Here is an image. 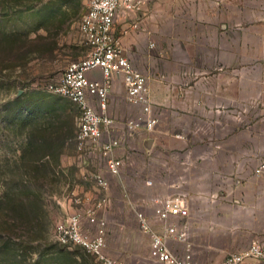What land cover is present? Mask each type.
I'll return each instance as SVG.
<instances>
[{
    "label": "crops",
    "instance_id": "obj_1",
    "mask_svg": "<svg viewBox=\"0 0 264 264\" xmlns=\"http://www.w3.org/2000/svg\"><path fill=\"white\" fill-rule=\"evenodd\" d=\"M115 32L149 77L157 123L126 136L115 152L123 160L119 175L105 161L98 171L108 182L104 210L96 211L107 223V252L111 226L119 231L112 257L130 264L145 251L149 258L150 237L136 212L150 216L146 195L154 187L162 202L187 196L192 259L216 264L244 248L243 234L246 245L264 236V172L255 174L264 162V116L244 122V112L264 114V105L244 109V99L264 98V0H147ZM139 110L126 100L123 77L113 75L108 114L121 122ZM186 245L169 243L179 258Z\"/></svg>",
    "mask_w": 264,
    "mask_h": 264
},
{
    "label": "rangeland",
    "instance_id": "obj_2",
    "mask_svg": "<svg viewBox=\"0 0 264 264\" xmlns=\"http://www.w3.org/2000/svg\"><path fill=\"white\" fill-rule=\"evenodd\" d=\"M87 1L0 0V44L5 45L10 37L5 46H20L22 51L21 56L20 52L9 51L0 57L1 67L9 65L0 70V194L16 191L27 194L21 197V206H13L5 198L0 204V264H99L79 247L62 248L55 241L54 227L67 214L95 208L104 197V188L98 187L94 177L104 160L86 147L80 148L73 137L61 146V139L46 136V143L50 140L60 143L56 160L43 157L48 146L40 147L36 154L24 152L29 141L43 143L36 135L39 127L61 125V118L57 119L56 114L63 115L69 109L76 111L69 100L49 92L48 86L60 78L70 62L79 60L87 52L78 28ZM249 105L262 107L264 98L244 99V109ZM262 116L244 112V122L246 118L255 120ZM37 154L40 161L34 164L30 158ZM131 182L137 186L140 181ZM112 188L117 190L115 183ZM157 190L152 187L146 195L151 200L146 210L150 217L156 215L162 204ZM36 194L40 229L31 222ZM119 204L118 200L114 203L117 214ZM3 221L10 223L11 228ZM109 228L111 254L118 256L115 250L119 231ZM243 235L239 240L244 248L239 251L247 249L253 241L251 236L246 245L248 238ZM257 238L264 239V236ZM129 260L130 264L151 263L145 251L142 257ZM254 262L264 264V260Z\"/></svg>",
    "mask_w": 264,
    "mask_h": 264
},
{
    "label": "built area",
    "instance_id": "obj_3",
    "mask_svg": "<svg viewBox=\"0 0 264 264\" xmlns=\"http://www.w3.org/2000/svg\"><path fill=\"white\" fill-rule=\"evenodd\" d=\"M146 1L88 0L78 25L87 52L79 60L70 62L60 78L48 86L49 92L75 105L78 111L76 143L104 159L105 169L111 175L120 174L123 160L116 157L115 152L126 136L139 129L151 131L157 123L149 77L133 65L121 43V35L115 32L117 23L138 11ZM130 28L137 29L138 23L132 22ZM122 32L126 33L127 29ZM115 74L123 77L126 100L140 107L135 117L121 122L108 114V98ZM118 127L123 129L122 134H117ZM262 172L264 162L255 169L256 175ZM94 177L98 187H107V179L101 173ZM106 200L103 197L95 208L84 212L67 214L56 223L54 238L64 248H81L99 264H127L107 252V223L96 212ZM188 216V199L184 193L167 197L154 216L136 212L140 230L150 237L151 264H198L192 259L188 244ZM170 241L187 244L182 258L172 253ZM260 260H264V239L255 238L247 249L230 253L216 264H254Z\"/></svg>",
    "mask_w": 264,
    "mask_h": 264
},
{
    "label": "trees",
    "instance_id": "obj_4",
    "mask_svg": "<svg viewBox=\"0 0 264 264\" xmlns=\"http://www.w3.org/2000/svg\"><path fill=\"white\" fill-rule=\"evenodd\" d=\"M10 40H11L10 37H8L5 40L4 43L7 44V42H9ZM5 45L0 44V57L5 52L7 53L9 51L12 54H18V52H20L19 56L22 55V53H21L22 51H21V47L20 46H15V47L9 46V47H7ZM0 63H2V58L0 59ZM8 66L9 65L4 64V65H2V67L0 66V68H1L0 70L6 68ZM13 66H18V64L13 65ZM73 106H75V105H73ZM62 110H65V109L62 108ZM76 111H77V109H76ZM76 111L72 112V110L69 109L66 113L64 112L63 115L56 114L55 116H56L57 119L61 118V120H59L61 122V125H48V127H45V129H42L41 127H39L37 129V131H36L37 132L36 135L40 136V138L42 139L43 143H41V145L38 144V143L30 144V141H29L28 147L24 148V152L25 153H30V154H36L40 147L48 146L49 149H48V151L43 153V157L44 156H48V158L50 157V158L56 160V157H57V154H58L57 149L60 147V145H59L60 143L59 144H55L53 141L50 140V142H49L50 144H49V143H46V140L44 141V139H46V136L49 137V138L61 139V146H62L63 142H65L67 139H69L71 137H73V139H75L76 117L78 116V111H77V113H76ZM74 120H75V123H74ZM32 157L30 158V161L33 162L34 164H38V162L40 161L39 160L40 157H38V154L35 155L34 158H32ZM34 167L37 168L38 165L37 166L35 165ZM26 195L27 194L23 193V191H20V192L16 191V192H11V193L0 194V204H1L2 200L5 198V199H7L8 203L10 202L13 206H15V205L21 206V205H23V202L21 201V197L22 196L24 197ZM36 196H37V194L34 196V201H33L34 202V207L32 209L33 219L31 220V222H32V226L33 227H36V228L40 229V226H39L40 225V223H39V214H38L40 205L37 202L38 201V196L37 197ZM16 200H18V201H16ZM7 208L10 209V210H13V207L7 206ZM2 216H4V214ZM3 223H5L6 227L8 226L9 229L12 226L7 221H3ZM39 229H37V231ZM62 248H64V247H62Z\"/></svg>",
    "mask_w": 264,
    "mask_h": 264
}]
</instances>
